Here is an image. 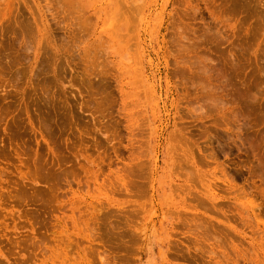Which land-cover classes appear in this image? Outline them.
I'll return each mask as SVG.
<instances>
[{
  "label": "rangeland",
  "instance_id": "374dc122",
  "mask_svg": "<svg viewBox=\"0 0 264 264\" xmlns=\"http://www.w3.org/2000/svg\"><path fill=\"white\" fill-rule=\"evenodd\" d=\"M0 55V264H264V0H0Z\"/></svg>",
  "mask_w": 264,
  "mask_h": 264
},
{
  "label": "bare ground",
  "instance_id": "6f19581e",
  "mask_svg": "<svg viewBox=\"0 0 264 264\" xmlns=\"http://www.w3.org/2000/svg\"><path fill=\"white\" fill-rule=\"evenodd\" d=\"M127 1H128V0H127ZM129 1H130V0H129ZM134 4H135V3H134ZM123 6H124V5H123ZM129 6H130V4H129ZM142 6H144V2H143V5H142ZM67 7H69V6H67ZM127 8H128V7H127ZM131 8H132V7H129V11L131 10V12H133L132 10H134L135 8H136L135 10L138 11L137 8H139V6H138V7H135V5H134V8H133V9H131ZM140 8H141V7H140ZM140 8H139V9H140ZM119 10H121L120 7H119ZM142 10H143V9H142ZM142 10H141V11H142ZM127 11H128V9H127ZM127 11H126V12H127ZM129 11L127 12V14L130 13V15L132 16L133 13H131V12H129ZM139 11H140V10H139ZM135 13H136V12L134 11V14H135ZM138 13H139V12H138ZM138 13L135 14L134 16L138 15ZM139 15H140V17L142 18V16H143V12H140ZM139 15H138V16H139ZM115 16H116V17H115ZM131 16H130V17H131ZM134 16H133V17H134ZM138 16H137V17H138ZM113 17L117 18V15H114ZM133 17H131L132 19H130V20H129V17H128V20L131 21V22L135 21L136 19H133ZM137 17H134V18H137ZM117 21H118V19H117L115 22H117ZM137 21H138V20H137ZM137 21H135V22H137ZM147 21H148V20H147ZM135 22H134V23H135ZM116 24H117V23H114L113 25H116ZM147 24H148V23H147ZM143 25H144V24H143ZM117 26H118V24H117L116 26H114V27L112 26V27L115 28V27H117ZM138 26H139V25H138ZM136 27H137V26H135V30L137 29ZM117 28H118V27H117ZM144 28H145V26H144ZM128 29H129V30H128ZM128 29H127V32L130 31L131 29H132L133 33L135 32V31L133 30V27H129ZM112 30H113V29H112ZM116 30H117V29H116ZM137 31H138V30H137ZM112 32H113V31H112ZM130 33H131V31H130ZM130 33H129V34L126 33L127 35L123 34V38H124V36L127 37L128 35H130ZM149 33H150V31H149ZM112 34L114 35L115 32H113ZM112 34H110L111 37H113V38L115 39L117 36L115 37V35L113 36ZM116 35H118V38H119V39L122 38V36L120 37L121 34H116ZM135 35H136V37H137V34H135ZM136 37H134V41L137 40ZM123 38H122V39H123ZM135 38H136V39H135ZM13 41H14V40H13ZM122 41H123V40H122ZM3 42H5V41H2V43H3ZM9 42H10V41H9ZM15 42H17V40H15ZM120 42H121V41H120ZM120 42H118V44H120ZM135 42H136V41H135ZM5 43H6V42H5ZM5 43H4V44H5ZM10 43H11L10 45H12V42H10ZM13 44H14V43H13ZM135 44H136V43H135ZM6 45H7V43H6ZM10 45H9V46H10ZM125 45H126V44H125ZM129 45L131 46V44H129ZM132 45H133L132 48L135 47L134 44H132ZM136 45H137V44H136ZM24 46H26V45H24ZM126 46H127V45H126ZM10 47H11V49H12L14 46H13V47L10 46ZM10 47H9V48H10ZM132 48H131V49H132ZM24 49H25V48L23 47L22 50H24ZM27 49L29 50V47H28V46H27V48H26L25 50H27ZM126 49H127V48H126ZM129 49H130V48H129ZM129 49H127V50H129ZM134 51H135V50H134ZM134 51H133V53L136 52V51H135V52H134ZM130 52H131V51H130ZM128 53H129V52H128ZM135 54H136V53H135ZM129 56H131V55H129ZM0 57H1V55H0ZM1 58H2V57H1ZM121 58H122V57H121ZM125 58H126V57H125ZM125 58H124V56H123V59H125ZM126 59H127V58H126ZM137 59H138V58H137ZM127 60H128V59H127ZM127 60H125V61H127ZM119 61H120V60H119ZM131 61H132V60H131ZM127 63H128V62H127ZM136 64L138 65V63H136ZM137 70L139 71L140 69H137ZM148 72H149V71H148ZM138 73H139V72H138ZM134 75H135V74H134ZM136 75H137V74H136ZM139 77H140V76H139ZM151 77H152V76H151ZM140 79H141V78H140ZM140 79H139V80H140ZM139 80H137V81H139ZM139 82H140V81H139ZM87 83H88V82H87ZM90 83H91V82H90ZM90 83H89V84H90ZM135 84H136V83H135ZM91 85H92V84H91ZM150 85H151V84H150ZM92 86H93V85H92ZM153 86H154V85H153ZM140 87L142 88V86H140ZM210 100H211V99H210ZM213 101H214V99L212 100V102H213ZM55 147H56V146H55ZM57 150H58V149H57ZM66 170H67V169H66ZM66 170H64V171H66ZM64 173H65V172H64ZM65 174H66V173H65ZM50 176H51V175H50ZM50 176H49V177H50ZM52 177H53V176H52ZM52 177H51V178H52ZM51 178H50V180H51ZM44 179H45V178H44ZM47 180H48V179H47ZM71 205H72V204H71ZM72 206H73V205H72ZM70 211L74 214V216L71 218V219H72V224H73V226H76V224L80 222L79 224L81 225L82 229H83L84 227H86V226H88V227L91 226V228H92L91 233L89 232L90 229H88V228H86L87 230L85 229V232L82 233V235H84L82 240L85 241V242H87V243H89V244H92V245L94 246V248H95L96 251H97V250H101V249H105L104 243L100 241V237L102 236V234H101V235H100V234H96V232L94 231L95 228H93V226H94L96 223H95V224L90 223V222H96V221H94V220H98L97 214H96V216H95V214L89 215L87 212H85V210H82V209H78V210L75 211V208H73V207L70 208ZM120 212H121V211H120ZM120 212H119V213H120ZM99 215H100V214H99ZM102 215H103V214H102ZM100 217H101V216H100ZM101 219H102V217H101ZM99 221H100V219H99ZM74 224H75V225H74ZM101 225H102L101 223H99V224L97 223V229H96V230H99V229L101 228V227H100ZM102 226H104V223H103ZM89 228H90V227H89ZM103 228H104V227H103ZM103 228H102V229H103ZM74 229L76 230V228H74ZM105 229H106V228H105ZM83 231H84V230H83ZM93 231L95 232V234H93V233H94ZM88 232L90 233L89 235H87ZM104 233H105V232H104ZM104 233H103V234H104ZM77 239H78V238H77ZM75 242H76V241H75ZM93 246H92V247H93ZM99 248H101V249H99ZM105 251H106V250H105ZM75 260H76V259H75ZM103 260H104V261H103ZM106 260H107V261H106ZM108 260H110V256H108V255L106 256V253H105V254H104V257L101 258V261H102L103 264H111V262H108Z\"/></svg>",
  "mask_w": 264,
  "mask_h": 264
}]
</instances>
